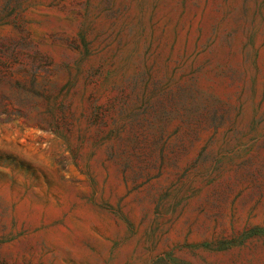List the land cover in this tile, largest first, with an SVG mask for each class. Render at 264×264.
<instances>
[{"label": "rangeland", "instance_id": "1", "mask_svg": "<svg viewBox=\"0 0 264 264\" xmlns=\"http://www.w3.org/2000/svg\"><path fill=\"white\" fill-rule=\"evenodd\" d=\"M0 264H264V0H0Z\"/></svg>", "mask_w": 264, "mask_h": 264}]
</instances>
